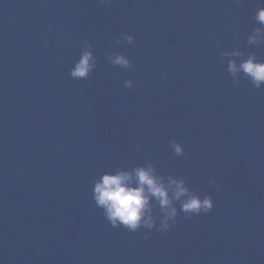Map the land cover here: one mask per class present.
<instances>
[{"label": "water", "instance_id": "1", "mask_svg": "<svg viewBox=\"0 0 264 264\" xmlns=\"http://www.w3.org/2000/svg\"><path fill=\"white\" fill-rule=\"evenodd\" d=\"M148 166L165 183L182 179L190 193L210 196L213 209L188 215L173 200L177 217L167 231L113 228L93 198L95 183ZM151 208L159 225L155 199ZM8 264H264V85L238 72L173 110L108 161Z\"/></svg>", "mask_w": 264, "mask_h": 264}, {"label": "clouds", "instance_id": "2", "mask_svg": "<svg viewBox=\"0 0 264 264\" xmlns=\"http://www.w3.org/2000/svg\"><path fill=\"white\" fill-rule=\"evenodd\" d=\"M255 20L264 25V7L256 10ZM122 37L128 43L134 41V37L127 33H122ZM248 39L249 43H256L264 39V31L256 28ZM226 55L240 56L241 53L235 51ZM109 59L115 65L124 68L130 66L129 59L120 53L110 56ZM94 66L92 53L86 50L71 70V76L84 78ZM229 72L233 75L243 72L257 89L264 85V62L257 61L254 55L249 56L239 65L234 60H230ZM124 86L131 89L133 81H125ZM172 147L177 154L182 153L181 145L175 141L172 142ZM211 182L215 183L214 180ZM93 198L96 205L103 209L106 220L113 228L123 226L130 232H136L140 228L149 230L155 228L161 232L169 230L175 224L177 217V208L173 205V200L179 201L180 210L188 215L206 214L214 207L210 196L201 199L198 195L190 193L182 179L168 177L165 183L164 178L156 175L151 166L137 167L132 171L117 170L114 174L105 173L94 185ZM153 199L159 203L164 213L159 225L156 224L152 214ZM144 238H148L147 233Z\"/></svg>", "mask_w": 264, "mask_h": 264}]
</instances>
